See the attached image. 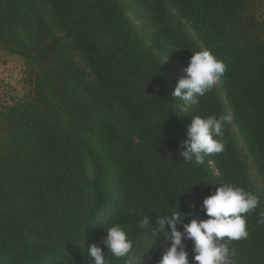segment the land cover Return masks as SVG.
Here are the masks:
<instances>
[{"label": "trees", "instance_id": "trees-1", "mask_svg": "<svg viewBox=\"0 0 264 264\" xmlns=\"http://www.w3.org/2000/svg\"><path fill=\"white\" fill-rule=\"evenodd\" d=\"M202 49L227 70L185 109L171 92ZM1 50L23 58L24 93L0 106V264H93L91 243L109 264H158V216L204 218L224 183L260 199L247 238L229 244L234 264H264L251 173L264 182V0H0ZM195 115L232 117L225 150L202 165L179 155ZM114 224L133 241L127 257L102 244Z\"/></svg>", "mask_w": 264, "mask_h": 264}, {"label": "clouds", "instance_id": "clouds-1", "mask_svg": "<svg viewBox=\"0 0 264 264\" xmlns=\"http://www.w3.org/2000/svg\"><path fill=\"white\" fill-rule=\"evenodd\" d=\"M226 70L225 62L210 50L192 52L187 66L182 70L184 75L178 80L171 96L183 101L182 107L185 109L197 106L200 97L222 79ZM231 119L230 115H195L186 126V138L180 142V157L185 162L202 165L206 156L223 152L225 145L222 138ZM259 204L258 195L232 183H224L216 186L203 199L200 210L204 218L192 215L189 222L182 223L190 214L180 210L158 216L153 234L164 233L169 240L167 246L162 247L158 264H234L232 257L235 251L229 244L247 238V215L254 212ZM259 217L258 223L264 224V212H260ZM139 223L141 227L150 226L148 216ZM177 224H181L180 230ZM105 233L102 244L108 252L116 258L130 254L133 241L124 226L114 224ZM186 241H191L190 251ZM87 249L93 264H109L100 244L91 243ZM190 254L192 262L189 260Z\"/></svg>", "mask_w": 264, "mask_h": 264}, {"label": "rangeland", "instance_id": "rangeland-1", "mask_svg": "<svg viewBox=\"0 0 264 264\" xmlns=\"http://www.w3.org/2000/svg\"><path fill=\"white\" fill-rule=\"evenodd\" d=\"M129 14L133 18L135 24H142V21L137 18L134 12H130ZM76 58L82 66L87 68L86 63L79 55H76ZM23 63L24 60L19 55L9 53L5 50L0 51V106L6 103H12L14 100L23 95ZM216 86H218V83ZM222 100L225 102L224 96H222ZM233 130L237 135V139L240 142L241 147L245 150V145L242 142L237 127L234 126ZM251 173L254 182L264 191V182L258 176L257 169L254 166L251 167Z\"/></svg>", "mask_w": 264, "mask_h": 264}]
</instances>
